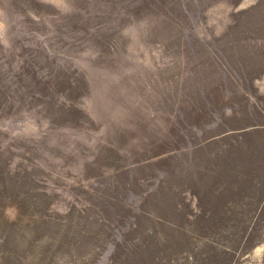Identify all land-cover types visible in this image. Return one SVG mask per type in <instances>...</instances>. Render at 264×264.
I'll return each instance as SVG.
<instances>
[{"label": "rangeland", "instance_id": "rangeland-1", "mask_svg": "<svg viewBox=\"0 0 264 264\" xmlns=\"http://www.w3.org/2000/svg\"><path fill=\"white\" fill-rule=\"evenodd\" d=\"M0 264H264V0H0Z\"/></svg>", "mask_w": 264, "mask_h": 264}]
</instances>
